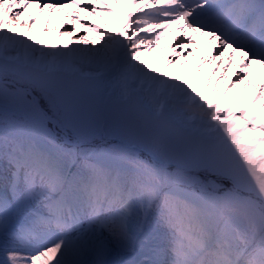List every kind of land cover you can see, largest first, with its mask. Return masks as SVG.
<instances>
[{"label":"snow or ice","instance_id":"1","mask_svg":"<svg viewBox=\"0 0 264 264\" xmlns=\"http://www.w3.org/2000/svg\"><path fill=\"white\" fill-rule=\"evenodd\" d=\"M0 264H264V0H0Z\"/></svg>","mask_w":264,"mask_h":264},{"label":"bare ground","instance_id":"2","mask_svg":"<svg viewBox=\"0 0 264 264\" xmlns=\"http://www.w3.org/2000/svg\"><path fill=\"white\" fill-rule=\"evenodd\" d=\"M47 15H48V13L45 14V16H47ZM63 15H64L63 13H57L56 18L59 19ZM86 19L93 20V22L99 24L103 28H109L110 27L104 20H95L94 18H91V17H86ZM82 34H83V32L81 31L80 33L77 34V36L82 35ZM37 35L40 39L45 40L46 42H56L58 44H62L64 42V40L59 39L55 33L52 36H44L42 32H38ZM76 38L77 37H73L72 39H76ZM65 39H67V38H65ZM163 43L165 46H167L169 42H168V40H165ZM163 55H165V53H162V52H155L152 54L153 57L163 56ZM193 63H195V62H193Z\"/></svg>","mask_w":264,"mask_h":264}]
</instances>
